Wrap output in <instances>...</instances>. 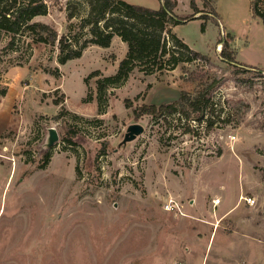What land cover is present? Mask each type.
<instances>
[{"label": "rangeland", "instance_id": "obj_1", "mask_svg": "<svg viewBox=\"0 0 264 264\" xmlns=\"http://www.w3.org/2000/svg\"><path fill=\"white\" fill-rule=\"evenodd\" d=\"M75 1L80 15L69 19ZM253 1L195 0L203 12L172 31L206 58L136 67L101 98L98 76L85 79L115 73L126 42L58 62V39L78 31L87 2L47 0L52 14L33 20L57 31L55 43L26 31L9 48L0 32V264H264V23ZM174 11L193 13L191 0ZM212 83L203 120L136 117L142 104L194 98ZM133 123L144 131L123 143Z\"/></svg>", "mask_w": 264, "mask_h": 264}, {"label": "trees", "instance_id": "obj_2", "mask_svg": "<svg viewBox=\"0 0 264 264\" xmlns=\"http://www.w3.org/2000/svg\"><path fill=\"white\" fill-rule=\"evenodd\" d=\"M80 1L82 0H78ZM83 1L88 4V11L86 15L80 17L78 31L71 36L62 35L58 39L57 31L51 25L33 20L35 16L49 12L47 0H0V32L4 30L9 34V48H13L17 36L26 31L37 32L36 39L43 42L55 43L58 39L60 50L58 62L62 64L82 56L83 51L89 45L108 47L115 35L120 36L127 43V52L120 60L116 72L103 75L100 69H96L85 79L87 82L89 77L98 76V98H101L110 86H117L125 81L136 67L146 73H153L174 68L183 61L206 58L198 51H193L189 44L172 31L174 25L203 12L204 9H200L195 0H191L193 13L183 16L174 11L178 0H162L158 9L129 3L125 0ZM77 5L76 1L68 4L67 17L69 19L80 15ZM252 9L264 23V8L259 5V0L252 2ZM200 16H206V14L202 13ZM166 36L172 39L175 47L168 46ZM228 47V42L225 41L221 55L224 59L233 62V53ZM185 52L190 55H185ZM213 86L214 83L202 89L194 98L183 95L180 100L174 102L142 104L136 111V117L148 114L153 118L161 116L166 118V114L180 112L187 119L203 120L207 111L211 109L210 90ZM3 93L5 94V91ZM60 100L55 102L58 104ZM101 104L100 102V112H104ZM77 132L74 130L73 134ZM67 140L68 143L73 142L71 137ZM103 151V153L106 152L105 149ZM50 156V152H46L42 167L48 164Z\"/></svg>", "mask_w": 264, "mask_h": 264}, {"label": "water", "instance_id": "obj_3", "mask_svg": "<svg viewBox=\"0 0 264 264\" xmlns=\"http://www.w3.org/2000/svg\"><path fill=\"white\" fill-rule=\"evenodd\" d=\"M144 131V126L140 123H133L128 126L125 136L123 138V143L133 140L137 135L141 134ZM49 146L55 143L58 138V132L54 127H51L49 130Z\"/></svg>", "mask_w": 264, "mask_h": 264}, {"label": "crops", "instance_id": "obj_4", "mask_svg": "<svg viewBox=\"0 0 264 264\" xmlns=\"http://www.w3.org/2000/svg\"><path fill=\"white\" fill-rule=\"evenodd\" d=\"M47 14H52V11L51 10H49V12L47 13ZM64 15H66L65 13H64ZM47 15H37V16H35L34 17V20H44V19H42V18H45ZM115 40H121L120 39V37L119 36H117V35H115L114 37H113V39H112V42H111V45L110 46H108V47H102V46H99V45H95V46H97V47H102V48H104V49H108V48H110L112 45H113V42L115 41ZM127 50V45H125V51ZM125 51H124V54H125ZM84 53V52H83ZM83 55V54H82ZM124 56V55H123ZM123 56L121 57V58H123ZM121 59L119 58V61H120Z\"/></svg>", "mask_w": 264, "mask_h": 264}, {"label": "built area", "instance_id": "obj_5", "mask_svg": "<svg viewBox=\"0 0 264 264\" xmlns=\"http://www.w3.org/2000/svg\"><path fill=\"white\" fill-rule=\"evenodd\" d=\"M247 202L249 204H254L255 203V199L254 198H249V199H247ZM166 208L168 210H171V209H179V206H178L177 203H175V202L173 203L172 201H170L169 203L166 204Z\"/></svg>", "mask_w": 264, "mask_h": 264}]
</instances>
